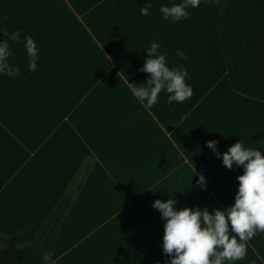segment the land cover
<instances>
[{"label":"crops","instance_id":"1","mask_svg":"<svg viewBox=\"0 0 264 264\" xmlns=\"http://www.w3.org/2000/svg\"><path fill=\"white\" fill-rule=\"evenodd\" d=\"M179 2L0 0V40H8L9 63L20 68L14 77L0 75V234L29 238L85 155L94 162L59 228L57 264H167L155 199L169 193L177 209L210 212L234 203L243 168L224 166L206 142L217 140L220 153L239 139L264 150V101L229 85L215 0H200L178 22L180 37L185 30L198 45L199 56L191 45L189 54L205 61V70L186 78L190 99L169 105L162 91L149 108L131 93L129 84L150 76L139 70L144 50L163 32L171 37L160 6ZM149 3V15H141ZM14 30L19 42L5 35ZM27 35L39 49L35 72ZM100 232L102 249L93 242L88 255V239ZM234 264H264V233L247 241L246 258Z\"/></svg>","mask_w":264,"mask_h":264},{"label":"clouds","instance_id":"2","mask_svg":"<svg viewBox=\"0 0 264 264\" xmlns=\"http://www.w3.org/2000/svg\"><path fill=\"white\" fill-rule=\"evenodd\" d=\"M200 0H180L171 5L162 4L159 11L165 20L179 22L188 18V9L197 8ZM151 4L141 7V15H149ZM9 36L11 41L19 42V31L14 30ZM26 53L29 57V71L35 72L39 49L34 38L25 36ZM161 44L153 41L145 49L147 57L141 68L150 76L143 83H131L132 96L146 102L151 108L158 103L162 91L169 93L167 103H182L193 94V89L186 82L190 79L187 69L181 64L169 67L167 54L159 51ZM12 55L8 40H0V75L14 77L20 68L9 63ZM182 60H187L182 50H177ZM186 115L181 119H186ZM207 147L229 169L233 165L242 166L243 173L237 176L238 189L234 203L224 209L213 207H188L177 209V201L169 194L167 200L155 199L152 206L159 210L164 223L162 251L167 255V264H234L246 258L247 241L258 233H264V150L245 146L240 139L220 153L217 140H208ZM197 184L206 187V177L199 175ZM42 264H51V253L41 254ZM156 264H161L157 261Z\"/></svg>","mask_w":264,"mask_h":264},{"label":"trees","instance_id":"3","mask_svg":"<svg viewBox=\"0 0 264 264\" xmlns=\"http://www.w3.org/2000/svg\"><path fill=\"white\" fill-rule=\"evenodd\" d=\"M223 62L231 88L264 101V0H215ZM94 159L85 155L34 233L21 244L0 234V264H42L53 253L61 223L82 188ZM51 264H57L51 261Z\"/></svg>","mask_w":264,"mask_h":264},{"label":"rangeland","instance_id":"4","mask_svg":"<svg viewBox=\"0 0 264 264\" xmlns=\"http://www.w3.org/2000/svg\"><path fill=\"white\" fill-rule=\"evenodd\" d=\"M165 1L167 2L168 0H164V3ZM178 28H179L178 22H172V24H170L171 37L170 38L167 37V34L165 32L161 34L160 39H159L161 48L159 49V51L167 54V60H168L169 67H174V66H178L182 64L187 69L190 75L197 76L199 72L205 70V64H204L205 61H202V63H200L199 61L195 59V57L189 54V52H191L192 50H190L188 46L191 45L193 50L194 51L196 50L195 56H197L198 55L197 53L198 45L196 42H193L192 38L187 39L185 35V30L183 31V37H180V32ZM166 30H167V25H166ZM177 50H182L186 54L187 60H182L181 57L177 55ZM199 68H202V70L199 71L198 70ZM252 125L250 127L251 129H252ZM89 224H90V220L88 222L87 220H84V222L81 225H89ZM102 233L103 232L96 233V235H91V238L88 239L89 246L86 247L88 251V255H89V252L91 253L93 252V249H91V244L93 242H96L97 244H99L100 250L102 249L104 245V241L102 240ZM24 240L26 239L14 240V241L11 240V241L13 244L18 245V244H21ZM106 250L107 249H105V252Z\"/></svg>","mask_w":264,"mask_h":264}]
</instances>
